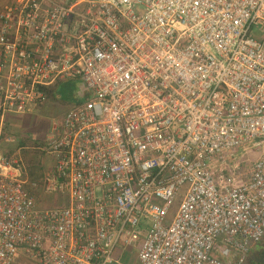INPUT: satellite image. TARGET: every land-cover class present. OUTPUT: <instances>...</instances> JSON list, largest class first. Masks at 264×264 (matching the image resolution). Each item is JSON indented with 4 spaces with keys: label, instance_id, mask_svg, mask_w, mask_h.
<instances>
[{
    "label": "built area",
    "instance_id": "2783aa9c",
    "mask_svg": "<svg viewBox=\"0 0 264 264\" xmlns=\"http://www.w3.org/2000/svg\"><path fill=\"white\" fill-rule=\"evenodd\" d=\"M64 80L87 98L29 188L67 203L39 209L24 161L0 155V264H127L122 246L130 264H243L264 236V0L5 2L0 141Z\"/></svg>",
    "mask_w": 264,
    "mask_h": 264
},
{
    "label": "rangeland",
    "instance_id": "374dc122",
    "mask_svg": "<svg viewBox=\"0 0 264 264\" xmlns=\"http://www.w3.org/2000/svg\"><path fill=\"white\" fill-rule=\"evenodd\" d=\"M11 0H0V9L5 2ZM80 80H64L57 83L53 88V96L47 98L40 107H32L24 113H12L5 117L2 124V138L0 141V155L8 158H21L26 166L22 179L26 180V188L31 183L44 186L46 173L54 167V158L45 151L50 135L55 134V127L59 126L65 113L73 106L83 103L87 97L81 91ZM10 138L6 142L4 139ZM256 155L252 154L250 160L254 161ZM30 189V188H29ZM31 190L36 199L39 209L58 208L66 205L65 192L55 189L44 190L37 187ZM186 186L180 189L177 197L170 207L168 219L171 221L178 210ZM124 263L130 264L136 260L137 249L121 247ZM264 252V236L251 246L250 252L243 264L251 257L255 260L260 258ZM247 262V263H246ZM13 264H39L37 260L28 258L20 252Z\"/></svg>",
    "mask_w": 264,
    "mask_h": 264
},
{
    "label": "trees",
    "instance_id": "16d2710c",
    "mask_svg": "<svg viewBox=\"0 0 264 264\" xmlns=\"http://www.w3.org/2000/svg\"><path fill=\"white\" fill-rule=\"evenodd\" d=\"M54 89L55 88H46V94H47V97H50V96H53V92H54ZM260 255H262L260 258H256L255 260H253L252 258L254 257H251L249 260H247V264H264V252L263 253H260Z\"/></svg>",
    "mask_w": 264,
    "mask_h": 264
},
{
    "label": "crops",
    "instance_id": "0c3cea01",
    "mask_svg": "<svg viewBox=\"0 0 264 264\" xmlns=\"http://www.w3.org/2000/svg\"><path fill=\"white\" fill-rule=\"evenodd\" d=\"M46 174H47V173H46ZM66 203H67V202H66ZM66 203H65V204H66ZM64 206H65V205H64Z\"/></svg>",
    "mask_w": 264,
    "mask_h": 264
}]
</instances>
